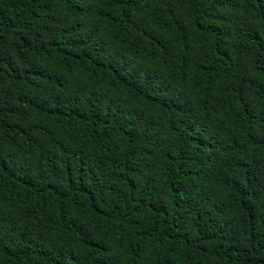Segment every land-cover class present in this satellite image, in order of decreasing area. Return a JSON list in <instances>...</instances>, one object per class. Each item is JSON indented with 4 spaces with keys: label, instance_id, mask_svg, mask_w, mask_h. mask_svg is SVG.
Wrapping results in <instances>:
<instances>
[{
    "label": "trees",
    "instance_id": "trees-1",
    "mask_svg": "<svg viewBox=\"0 0 264 264\" xmlns=\"http://www.w3.org/2000/svg\"><path fill=\"white\" fill-rule=\"evenodd\" d=\"M0 264H264V0H0Z\"/></svg>",
    "mask_w": 264,
    "mask_h": 264
}]
</instances>
